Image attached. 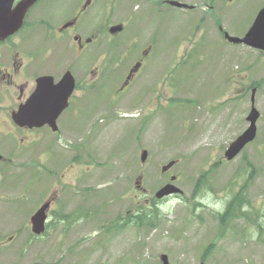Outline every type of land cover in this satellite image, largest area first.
<instances>
[{"label": "rangeland", "instance_id": "obj_1", "mask_svg": "<svg viewBox=\"0 0 264 264\" xmlns=\"http://www.w3.org/2000/svg\"><path fill=\"white\" fill-rule=\"evenodd\" d=\"M168 25L171 46L181 44V39L176 37L181 31L180 23L171 17ZM248 26L245 17L237 16L233 25L225 29L228 34L243 38L241 35ZM215 34L208 30L211 38ZM211 43V48L201 52L206 56L184 63L178 72L181 77L173 89L182 98L180 102L175 99L159 107L154 105L153 109H161L169 118L166 129L159 127L162 117H158L138 140L132 138L131 122L124 120L125 114H137L131 118L137 124L140 115L151 113L154 98L161 101L158 104L166 102L156 94L145 111L141 106L131 107L125 98L119 104L100 108L95 116L91 113L93 127L87 126L84 133V138L89 139L85 153L90 166H79L85 171L81 182L70 172L66 175L64 182L74 186L67 193H60L58 203L53 205L47 233L39 237L29 228L39 193L33 192L29 197L36 202L32 208L31 202L26 201V207L21 209L16 198L8 205L0 203V215L3 210L6 225L15 229L22 224L20 232L17 231L19 237L14 234L11 240H4L0 264H161V254L168 257L170 264H264V53L219 40ZM188 49L193 51L194 47ZM163 63L148 62L130 90L149 87L159 91L170 87L178 75L177 63L168 62L167 73L155 79ZM190 63L199 65L193 77L186 78V73L192 75ZM251 84L256 86L257 135L242 154L226 162L223 159L226 147L247 127L245 117L249 112ZM191 106L194 107L186 112ZM175 117L180 121H174ZM71 141L82 144L83 139L55 140L59 155L58 148L71 145ZM142 149L147 151L143 164L139 160ZM27 158L34 156L28 152ZM171 160L178 163L162 174L161 166ZM27 167L30 172L31 166ZM251 170L253 179L246 190L249 205L244 210L250 213L255 225L245 223L242 218L226 219L224 231L219 233L218 213L240 191L245 174ZM204 171L205 180L196 185ZM169 176H176L175 184L182 195L157 203L158 214L164 216L160 226L147 231L131 226L106 230L138 207V201L155 208L156 205L151 206L153 194ZM20 190L11 189L10 193ZM21 196L26 197V192ZM82 206L88 208L89 219L80 217ZM68 215L71 217L63 218ZM24 220L26 223H22ZM236 234L249 243L242 244L241 235L233 237ZM234 242L238 243L236 248ZM250 248L255 249L249 251Z\"/></svg>", "mask_w": 264, "mask_h": 264}, {"label": "flooded vegetation", "instance_id": "obj_2", "mask_svg": "<svg viewBox=\"0 0 264 264\" xmlns=\"http://www.w3.org/2000/svg\"><path fill=\"white\" fill-rule=\"evenodd\" d=\"M26 1H9L7 11L15 10ZM174 1L184 4L183 7L171 6V0H35L18 29L0 39L1 204L11 203L16 195L10 193L11 189L22 184V191L34 188L40 193V200L50 202L49 219L59 190L73 185L63 182L64 175L58 178L55 171L47 169L50 160L56 157L53 153L56 138L83 139L81 151L85 155L88 148V140L83 138L85 127L96 104H101L107 95L115 103L120 101L150 61L180 63L202 58L200 49L199 54L197 48L190 52L179 49L203 39V29L217 32L216 39L208 36L207 41L219 39L230 44L224 34L237 16L245 17L250 26L259 9L264 7L261 0ZM171 9L178 10L179 18L185 19L188 26L187 33L180 38L184 41L182 46L174 45L173 53L168 25ZM115 27L121 30L113 32ZM120 70L124 75L118 82ZM166 73L167 69L162 67L160 74ZM33 93L35 100L27 106ZM154 93L149 87H140L133 101L146 109ZM171 94L169 90L160 92L168 101L174 99ZM65 96V107L56 113L64 104ZM23 106L24 110L17 115ZM53 121L56 131L52 130ZM153 121V114L141 117L140 131ZM34 124L40 125L28 127ZM28 152L35 156L34 171L29 174ZM68 172L75 174L72 169ZM48 176L53 180L44 187ZM21 178L23 181L18 184ZM5 221L2 210L0 248L5 246V239H12L11 235L19 237L22 228L21 222L12 229Z\"/></svg>", "mask_w": 264, "mask_h": 264}, {"label": "water", "instance_id": "obj_3", "mask_svg": "<svg viewBox=\"0 0 264 264\" xmlns=\"http://www.w3.org/2000/svg\"><path fill=\"white\" fill-rule=\"evenodd\" d=\"M31 1L33 0H29L26 4H23L21 6V10H22L21 15L25 13ZM16 17L17 15H14L11 18L9 26H6L5 28L0 27V33H5V32L11 33L15 31L20 25V22L16 20ZM229 41L234 43L243 42L246 44H250L251 47L253 48L264 50V9L258 14L252 28L246 34L245 38H243L242 40L229 38ZM257 118H258V113L256 112L255 109H252L249 116L247 117V121L250 122V126L233 143L230 144L227 151L225 152V157L228 160L234 158L248 142L253 140L256 131L255 122ZM141 159L142 161L145 159V153L142 154ZM171 165L172 163L168 164L166 167H163L162 170L165 171ZM177 192L179 191L175 189L173 186L167 185L164 188H162L159 192H157L156 197L160 199L171 193H177ZM43 221H44V213L42 210H39L31 219L33 225L32 229L34 232L38 233L41 230V228L43 227ZM161 259L164 264H167V259L165 256H162Z\"/></svg>", "mask_w": 264, "mask_h": 264}, {"label": "trees", "instance_id": "obj_4", "mask_svg": "<svg viewBox=\"0 0 264 264\" xmlns=\"http://www.w3.org/2000/svg\"><path fill=\"white\" fill-rule=\"evenodd\" d=\"M249 165V163H248ZM253 170L249 171V173H247V180L245 182V185H248L251 180L253 179ZM205 175H201V177L198 178L196 184L198 185L201 181L204 180ZM245 187V186H244ZM244 188H241V191H239V193L235 194L232 199L227 203V207L226 210L223 214H221V216H227V215H231L232 217H245L247 220V224L254 226V220L252 219L250 213L247 212H243V207L244 205L248 206L249 205V201L248 199L243 196V192ZM235 204V206H234ZM234 206V207H233ZM247 214V217L246 215ZM160 218V215L158 214L157 209H149L146 210L142 204H139L138 207L134 208V211L131 212L128 216H126V218H123L122 221L119 223V227H123L129 224L134 225L136 228H140V227H144V228H149L155 224L158 223ZM222 225V224H221ZM118 226V224H117ZM116 226V229H117Z\"/></svg>", "mask_w": 264, "mask_h": 264}]
</instances>
